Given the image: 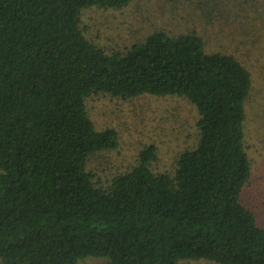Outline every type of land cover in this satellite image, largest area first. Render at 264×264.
I'll list each match as a JSON object with an SVG mask.
<instances>
[{
  "label": "trees",
  "instance_id": "16d2710c",
  "mask_svg": "<svg viewBox=\"0 0 264 264\" xmlns=\"http://www.w3.org/2000/svg\"><path fill=\"white\" fill-rule=\"evenodd\" d=\"M132 1L0 0V264H264V227L241 200L251 71L196 33L155 31L112 53L85 35V11ZM100 94L187 100L194 145L172 173H154L151 146L99 186L91 158L120 146L90 118Z\"/></svg>",
  "mask_w": 264,
  "mask_h": 264
},
{
  "label": "rangeland",
  "instance_id": "374dc122",
  "mask_svg": "<svg viewBox=\"0 0 264 264\" xmlns=\"http://www.w3.org/2000/svg\"><path fill=\"white\" fill-rule=\"evenodd\" d=\"M82 28L109 53L124 51L155 31L173 36L196 33L207 52L234 55L251 71L254 90L248 105L247 146L253 164L241 200L264 227V131L259 125L264 122V0H133L122 10L85 11ZM261 107L257 117L252 110ZM87 108L96 130L115 129L120 141L117 150L97 154L89 162L99 186L128 172L151 146L156 148L154 173H172L178 156L195 143L197 113L183 98L121 100L100 94L88 98ZM80 264L105 262L87 259ZM180 264L215 263L189 260Z\"/></svg>",
  "mask_w": 264,
  "mask_h": 264
}]
</instances>
